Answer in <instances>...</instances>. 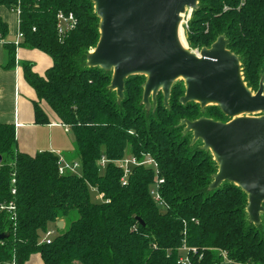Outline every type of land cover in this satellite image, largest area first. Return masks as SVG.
I'll use <instances>...</instances> for the list:
<instances>
[{
  "label": "trees",
  "instance_id": "obj_1",
  "mask_svg": "<svg viewBox=\"0 0 264 264\" xmlns=\"http://www.w3.org/2000/svg\"><path fill=\"white\" fill-rule=\"evenodd\" d=\"M0 7L18 11V47L51 60L41 76L30 64L21 66L35 94V125L50 124L47 108L72 134L79 164L78 175H60L57 156L19 152L14 126L0 124V235L6 236L0 264H27L34 255L43 264H179L182 246L196 251L188 254L191 264H219V251L238 262L264 263V213L254 226L239 188L223 183L208 191L217 166L179 127L200 118L228 122L216 106L201 111L194 103L180 105L184 86L178 81L167 107L159 93L155 107L145 110L143 76L125 80L117 103L108 90L111 73L85 65L99 40L91 0H0ZM60 13L75 21L62 35ZM7 35L0 17L3 69L10 70L16 48ZM221 36L240 62L247 88L255 93L262 81L264 89V0H198L184 28L189 50L209 48ZM131 157L151 159L155 168L132 167L123 185L116 163ZM91 189L102 201L92 202ZM51 227L57 234L46 245Z\"/></svg>",
  "mask_w": 264,
  "mask_h": 264
},
{
  "label": "water",
  "instance_id": "obj_2",
  "mask_svg": "<svg viewBox=\"0 0 264 264\" xmlns=\"http://www.w3.org/2000/svg\"><path fill=\"white\" fill-rule=\"evenodd\" d=\"M99 20V40L86 56L87 68L111 73L108 90L117 103L124 82L143 76L141 104L155 107L160 93L168 106L171 89L181 81L179 104H197L201 111L216 106L228 122L207 118L182 120V134L191 145L201 142L217 166L208 191L233 184L246 195L249 224L260 225L264 213V89L253 93L243 81L238 58L218 37L209 48L189 50L182 28L197 9L198 0H91ZM62 222L57 223L61 230ZM6 236L0 235V241Z\"/></svg>",
  "mask_w": 264,
  "mask_h": 264
},
{
  "label": "crops",
  "instance_id": "obj_3",
  "mask_svg": "<svg viewBox=\"0 0 264 264\" xmlns=\"http://www.w3.org/2000/svg\"><path fill=\"white\" fill-rule=\"evenodd\" d=\"M0 17L8 26L6 42L13 43L18 31L16 14L0 7ZM6 54L0 42V124H11L19 152L33 156L50 152L62 163H78L74 153L73 136L60 125L55 116L45 108L50 120L48 125H35L32 101L34 92L23 79L22 64H30L32 71L43 75L51 67L50 58L42 52L16 48L15 67L3 69ZM63 228V227H62ZM27 264H43L38 255L31 256Z\"/></svg>",
  "mask_w": 264,
  "mask_h": 264
},
{
  "label": "built area",
  "instance_id": "obj_4",
  "mask_svg": "<svg viewBox=\"0 0 264 264\" xmlns=\"http://www.w3.org/2000/svg\"><path fill=\"white\" fill-rule=\"evenodd\" d=\"M18 15V11L16 12V16ZM18 24V21H17ZM75 25V21L72 17V15H63V14H59L57 16V32L59 35H62L65 31L70 30L73 28V26ZM22 39V34L17 31V34L15 36V40L13 41V45L15 48H17L19 46V43ZM107 163V161L102 157L100 160V167L104 168L105 164ZM116 165L122 170L123 172V177H122V184H125V180L128 177V175L130 174V170L132 167H137V166H146V167H151V168H155V163L151 160V159H144L143 161H138L135 158H126L123 159L121 161H118L116 163ZM79 169V164L78 163H71V164H66V163H62L61 160L58 161V173L60 175H77V170ZM162 181H160L159 183H161ZM12 184H14V181L12 180L11 182ZM12 194H14V191H11ZM152 194L155 195L154 192H152ZM97 200L98 201H102V195L98 194L97 196ZM155 200H158V196L155 195ZM3 208H1L2 210ZM14 208L13 206L10 204L8 206V211H13ZM55 233L51 230L47 231L42 243L49 245L52 238L54 237ZM195 250L193 249H188L185 246H182L180 249V253L181 256L179 258V264H191L190 260L188 258V254H195ZM219 256L221 258V261L219 264H264V263H253V262H238L235 260H232L230 258H228L227 254L223 251H219Z\"/></svg>",
  "mask_w": 264,
  "mask_h": 264
},
{
  "label": "rangeland",
  "instance_id": "obj_5",
  "mask_svg": "<svg viewBox=\"0 0 264 264\" xmlns=\"http://www.w3.org/2000/svg\"><path fill=\"white\" fill-rule=\"evenodd\" d=\"M185 22H186V18L183 19V24H182L183 31H184V28L186 27V24H187V23H185ZM70 136H72V134H71ZM76 173H77V175H78V174H79V170H77ZM97 196H98L97 192H96L95 190L91 189V190H90V198H91L92 202H96V201H98V200H97ZM50 230L53 231V232L55 233V235L57 234V232H55V229H54L53 227H51ZM55 235H54V236H55Z\"/></svg>",
  "mask_w": 264,
  "mask_h": 264
}]
</instances>
